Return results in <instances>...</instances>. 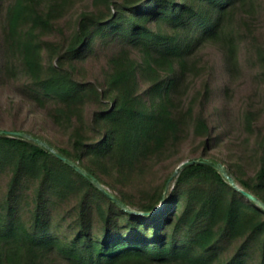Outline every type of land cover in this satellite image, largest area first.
<instances>
[{
    "label": "trees",
    "instance_id": "16d2710c",
    "mask_svg": "<svg viewBox=\"0 0 264 264\" xmlns=\"http://www.w3.org/2000/svg\"><path fill=\"white\" fill-rule=\"evenodd\" d=\"M255 1L90 0L65 26L75 0H0V131L55 151L0 135V264H264V209L210 165L264 204V134L232 164L208 155L229 126L207 114L198 57L217 45L232 72L246 49L264 84ZM189 138L197 163L166 191L182 160L159 168Z\"/></svg>",
    "mask_w": 264,
    "mask_h": 264
},
{
    "label": "rangeland",
    "instance_id": "374dc122",
    "mask_svg": "<svg viewBox=\"0 0 264 264\" xmlns=\"http://www.w3.org/2000/svg\"><path fill=\"white\" fill-rule=\"evenodd\" d=\"M256 0L253 11H249L246 20L251 23L253 29L259 36V42L264 44V12L262 2ZM90 9V0H75L61 23L65 26L74 20L80 13ZM199 60L205 67H209L207 74L210 82V97L207 106V114L213 120H218L221 126L228 122L229 133L222 143L209 151L208 155H214L225 164H232L247 155V147L252 144L255 136L264 134V84L257 78L261 67L256 63V58L245 50H240L238 69L228 72L225 68L224 54L215 46H207L198 54ZM102 66V62L89 61L81 65V72L88 78L94 77ZM195 81L193 88L200 87L203 78ZM9 103L8 98L0 100V106L4 107ZM250 111L254 115L252 132L247 133L242 127L241 119ZM24 118V115H23ZM22 119V118H21ZM246 140L248 143L246 144ZM245 146V149H244ZM200 153L197 143L192 138L180 148V151L172 159L159 168L162 174L171 172L178 160L183 162L190 158H196ZM161 174V175H162ZM172 180H169L166 191L169 190ZM172 188V186H170Z\"/></svg>",
    "mask_w": 264,
    "mask_h": 264
},
{
    "label": "water",
    "instance_id": "95a60500",
    "mask_svg": "<svg viewBox=\"0 0 264 264\" xmlns=\"http://www.w3.org/2000/svg\"><path fill=\"white\" fill-rule=\"evenodd\" d=\"M0 135H5V136H10V137H18V138H23V139H27V140H33L34 142L38 143L39 145L43 146L44 148H47L50 152L55 153V151L51 148H49L46 144L33 139L31 136L22 133V132H8V131H0ZM56 156H58L63 162L67 163L69 166H71L74 170H76L78 173H80L81 175H86V173L84 171H82L81 169H79L76 165H74L73 163H71L70 161H68L67 159L60 157L59 155L56 154ZM197 163V161H186L181 163L178 168L175 170L173 176L171 177L170 180H172L173 178H175L178 174V172L185 167L186 165H190V164H194ZM214 169H216L217 171L220 172V174L228 181V183L237 191L242 192L248 199H250L252 202H254L257 206H259L260 208L264 209V204L261 203L259 200H257L256 198H254L252 195L243 192L240 188L237 187V185L234 183V181L226 174V172L224 171L223 167L219 166V165H215V164H210ZM92 183L101 191H103L113 202H115L120 208H122L125 211H128V208L123 205L119 200H117L116 198H114L113 196H111L100 184L96 179H92ZM133 214H137V215H141V213L138 212H133L130 211Z\"/></svg>",
    "mask_w": 264,
    "mask_h": 264
}]
</instances>
